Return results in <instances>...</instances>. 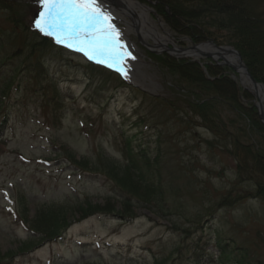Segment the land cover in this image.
Instances as JSON below:
<instances>
[{
	"label": "rangeland",
	"instance_id": "rangeland-1",
	"mask_svg": "<svg viewBox=\"0 0 264 264\" xmlns=\"http://www.w3.org/2000/svg\"><path fill=\"white\" fill-rule=\"evenodd\" d=\"M137 1L178 49L206 41L176 31L153 0ZM248 2L264 19V0ZM116 8L111 21L135 57L127 79L39 33L36 0H0V264H221L222 248L264 264V202L230 152L240 121L221 103L202 119L166 64H209L215 77L234 74L247 103L257 98L228 66L141 39ZM211 30L229 45L225 29ZM126 149L153 161L156 198L125 201ZM225 194L238 197L233 206ZM49 208L63 215L56 236L31 230L42 215L55 223Z\"/></svg>",
	"mask_w": 264,
	"mask_h": 264
},
{
	"label": "trees",
	"instance_id": "trees-1",
	"mask_svg": "<svg viewBox=\"0 0 264 264\" xmlns=\"http://www.w3.org/2000/svg\"><path fill=\"white\" fill-rule=\"evenodd\" d=\"M153 1L173 28L185 33L194 42L202 39L218 41V37L211 28L225 29L230 34L227 44L238 50L252 76L264 85V19L252 12L248 0ZM166 66H169L172 73L181 77V79L178 78L180 83L191 90L189 98L193 109L202 119L212 120L209 112L218 103L224 105L239 119L242 129L236 127L239 135L236 134L238 136L232 139L230 152L237 164V173L240 176H244L246 173L255 180V196L264 202V149L261 148L262 139H264V124L259 120L254 104L247 103L249 95L244 90L242 91L237 83L224 72L219 77H215L213 66L209 64L203 65L208 75L204 72L201 64L193 60L171 59ZM182 88L187 89L186 87ZM177 90L182 91L181 86L177 87ZM0 92H3L2 89ZM177 94L180 95V92ZM181 94L185 95L183 92ZM229 122L233 126V122ZM239 137H243L245 141L240 140ZM126 152L129 164L124 170L125 173L121 174L124 176L121 190L129 195L125 201L134 198L139 202H146L150 198H156L158 193L154 189L150 170L153 161L143 155V160H141L142 156L140 157L139 154H136L138 155L137 160H133L131 150L126 149ZM247 178L249 179V177ZM236 199L238 197L230 200L228 194H225L222 197V204L233 206ZM45 211V214L55 223L43 225L48 221H44L42 215L37 220L39 225H34L31 230L33 231L36 227L44 234L48 232L50 235H59L60 224L64 221L63 215H60V210L55 208ZM231 256V253L222 248L220 263L226 264L227 261L233 260L235 264H254L244 256L238 257V251L235 256Z\"/></svg>",
	"mask_w": 264,
	"mask_h": 264
},
{
	"label": "snow or ice",
	"instance_id": "snow-or-ice-1",
	"mask_svg": "<svg viewBox=\"0 0 264 264\" xmlns=\"http://www.w3.org/2000/svg\"><path fill=\"white\" fill-rule=\"evenodd\" d=\"M35 29L57 45L80 52L127 79L124 67L135 59L125 49L120 33L110 23L111 16L99 0H36Z\"/></svg>",
	"mask_w": 264,
	"mask_h": 264
},
{
	"label": "bare ground",
	"instance_id": "bare-ground-1",
	"mask_svg": "<svg viewBox=\"0 0 264 264\" xmlns=\"http://www.w3.org/2000/svg\"><path fill=\"white\" fill-rule=\"evenodd\" d=\"M99 4H100V7L104 11H106L110 16H114L116 14L115 12L116 11L118 12V10L119 12L122 11L116 7H121V9L128 12L132 17V21L130 23L131 27H134L136 29L138 36L144 40H146L147 38H151L154 41L153 46L157 48L164 46L170 52H173L176 55H183L185 57H192L195 59H199V57L201 56L198 51L203 52V53L207 52L211 54L216 61H221V58L224 57L228 65H225V64H220V65L228 66L233 71L238 73L240 77V81L243 84V86L246 87L248 90H250L255 95V97L257 98V102L261 104L262 109L264 110V89H262L260 86H254L250 83V80L248 79L245 70L243 68L236 67L238 60L236 56H234L232 53H228L223 49L222 50L218 49L210 43L209 44L203 43L199 45L200 50L198 51L193 48L192 49L187 48L183 52L179 51V49L174 44L173 39L170 36V34L165 29H163V31L159 30L158 27L154 24V22L151 21L149 17L150 10L148 6H146L143 3H140L137 0H99ZM110 23L120 33L121 43L124 45L127 52H129L128 50L129 40L126 37V34L121 32V30H119L116 24H114L112 21H110ZM170 44H172L173 46L171 47ZM130 70H132L130 66L126 65L124 67V71H126L128 78L131 77V74L129 72ZM229 77H231V79L233 80L234 74H231V76ZM259 83L263 85L262 82H259Z\"/></svg>",
	"mask_w": 264,
	"mask_h": 264
},
{
	"label": "water",
	"instance_id": "water-1",
	"mask_svg": "<svg viewBox=\"0 0 264 264\" xmlns=\"http://www.w3.org/2000/svg\"><path fill=\"white\" fill-rule=\"evenodd\" d=\"M203 43H206V44H212V45H214L216 48H218V49H223V50H225L226 52H228V53H232L234 56H236V58H237V60H238V63H237V66L236 67H239V68H243L244 70H245V72H246V75H247V77H248V79L250 80V83L252 84V85H254V86H260L262 89H264V87H263V85L261 84V83H259V82H257L255 79H254V77L252 76V74L250 73V71H249V69H248V67L244 64V62L242 61V58H241V55H240V53L234 48V47H232V46H220V45H216V44H214L213 43V41L212 40H209V41H205V42H203ZM202 42L201 43H196V44H194V45H191V46H188V47H186V48H181V49H179V51H181V52H183L184 50H186L187 48H193V49H195V50H200L199 49V45H201V44H203ZM199 53H200V55L202 56V57H206V58H211L212 60H214L215 62H217L218 64H225V65H228V63H227V61H226V59L224 58V57H222L221 58V61H216L214 58H213V56L211 55V54H209V53H207V52H200V51H198ZM256 106H257V109H258V113H259V116H260V119H261V121L264 123V112H263V109H262V106H261V104L259 103V102H257L256 103Z\"/></svg>",
	"mask_w": 264,
	"mask_h": 264
}]
</instances>
